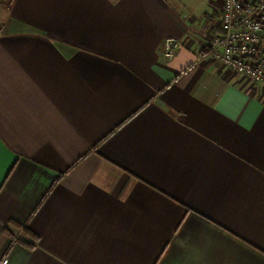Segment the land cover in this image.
<instances>
[{
    "label": "crops",
    "instance_id": "0c3cea01",
    "mask_svg": "<svg viewBox=\"0 0 264 264\" xmlns=\"http://www.w3.org/2000/svg\"><path fill=\"white\" fill-rule=\"evenodd\" d=\"M222 4L0 0V261L264 264V81L212 59Z\"/></svg>",
    "mask_w": 264,
    "mask_h": 264
},
{
    "label": "built area",
    "instance_id": "2783aa9c",
    "mask_svg": "<svg viewBox=\"0 0 264 264\" xmlns=\"http://www.w3.org/2000/svg\"><path fill=\"white\" fill-rule=\"evenodd\" d=\"M180 41L168 37L163 55L172 59ZM212 59L254 83L264 81V0H223L219 29L207 43ZM7 262L2 257L0 264Z\"/></svg>",
    "mask_w": 264,
    "mask_h": 264
},
{
    "label": "trees",
    "instance_id": "16d2710c",
    "mask_svg": "<svg viewBox=\"0 0 264 264\" xmlns=\"http://www.w3.org/2000/svg\"><path fill=\"white\" fill-rule=\"evenodd\" d=\"M24 230H26V228H24ZM26 232H29V234L31 235L30 231L26 230ZM8 233H9V231H8ZM18 240L21 241V242H23V243L26 244L27 246H32V245L30 244V242H28V241H24V240H21V239H18Z\"/></svg>",
    "mask_w": 264,
    "mask_h": 264
},
{
    "label": "rangeland",
    "instance_id": "374dc122",
    "mask_svg": "<svg viewBox=\"0 0 264 264\" xmlns=\"http://www.w3.org/2000/svg\"><path fill=\"white\" fill-rule=\"evenodd\" d=\"M218 26H219V23H218L217 27H218ZM217 27H216V28H217ZM209 49H210V48H208V50H209Z\"/></svg>",
    "mask_w": 264,
    "mask_h": 264
}]
</instances>
